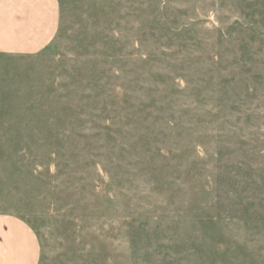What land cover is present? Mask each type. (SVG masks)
<instances>
[{
  "label": "rangeland",
  "instance_id": "1",
  "mask_svg": "<svg viewBox=\"0 0 264 264\" xmlns=\"http://www.w3.org/2000/svg\"><path fill=\"white\" fill-rule=\"evenodd\" d=\"M0 53V211L39 264H264V0H53Z\"/></svg>",
  "mask_w": 264,
  "mask_h": 264
},
{
  "label": "crops",
  "instance_id": "2",
  "mask_svg": "<svg viewBox=\"0 0 264 264\" xmlns=\"http://www.w3.org/2000/svg\"><path fill=\"white\" fill-rule=\"evenodd\" d=\"M55 22L53 0H0V53L35 52ZM40 254L34 229L19 216L0 211V264H39Z\"/></svg>",
  "mask_w": 264,
  "mask_h": 264
}]
</instances>
